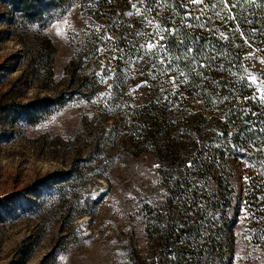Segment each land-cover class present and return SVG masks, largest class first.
I'll return each mask as SVG.
<instances>
[{"label": "rangeland", "instance_id": "rangeland-1", "mask_svg": "<svg viewBox=\"0 0 264 264\" xmlns=\"http://www.w3.org/2000/svg\"><path fill=\"white\" fill-rule=\"evenodd\" d=\"M101 1L64 0L42 20L45 11L26 19L0 0V264H158L151 231L171 217L177 234L192 232L188 246L197 254L205 237L227 232L228 264H264V215L232 213L216 181L188 168L201 151L212 163L220 150L236 148L224 117L205 111L179 80L153 102L158 40L101 34L105 20L126 18L131 31L138 23L156 31L199 5L177 0L180 17L164 11L175 0H106L110 8ZM245 61L261 99L264 45ZM158 110L165 124L152 139L145 128ZM249 146L253 159L236 164L264 165V141Z\"/></svg>", "mask_w": 264, "mask_h": 264}, {"label": "trees", "instance_id": "trees-1", "mask_svg": "<svg viewBox=\"0 0 264 264\" xmlns=\"http://www.w3.org/2000/svg\"><path fill=\"white\" fill-rule=\"evenodd\" d=\"M62 1L64 0H11V3L23 13L24 18L31 19L42 17V11L46 12V8ZM175 1L176 8L171 5L164 8V11L181 17L184 9L177 0ZM228 2L232 4L233 0ZM99 3L101 8H110L106 0ZM262 5L264 0H241L239 5L229 12L218 4L217 0H203L185 20H179L177 23L162 22L156 31L154 29L150 32V27L148 29L140 23L136 24V30L131 31L132 21L127 18L118 23L105 20L101 28L102 35L113 36L118 40L133 36L135 39L138 37L135 43L140 44L146 35H149L151 41L158 40L157 50L160 54L158 53L151 66V70L155 69L159 75L157 88L154 89L156 94H153L157 97H153V102L162 100V95L169 89L172 90V84L179 80L187 88L189 95L200 101L205 111L216 117H224V131L229 134L232 130L231 141L236 148L220 150L212 163L204 160V152L201 151L196 155L191 167L201 171L207 180L216 181L221 205L224 203L225 208L231 207L232 213L235 214L246 208L255 220H262L264 215V165L243 168L236 163L240 158L253 159L246 150L253 138L264 141V133L260 131L264 129V103L245 74L246 53L252 47L264 45ZM148 9L150 10L149 7ZM233 15L236 17L234 20L231 19ZM45 17L42 20L52 18L48 12ZM147 49L145 46L141 51L146 52ZM122 52L123 50H119L117 55L120 56ZM168 95H171L170 92ZM156 115L151 125L153 129L145 128L150 129L145 135L152 139L161 133L163 126L158 128V124L166 119L165 114H161L159 110ZM191 167L188 166L189 169ZM181 177H185V174ZM244 178L246 184L241 182ZM179 181L175 180V183L179 185ZM186 216L190 218L191 213L186 211L181 216L184 224L188 223ZM174 219L176 218H169V223L164 227L159 223V219L154 231H151L157 241L155 248L159 249L156 252L161 255L158 264L168 263L166 256L169 255H175L178 264H228L231 240L227 232L219 233L215 239L205 237L197 254L195 247L191 249V246H188L193 243L188 240L192 232L185 234L182 231L177 234ZM173 235L181 238L179 242L172 241ZM185 240L191 242L185 243Z\"/></svg>", "mask_w": 264, "mask_h": 264}, {"label": "snow or ice", "instance_id": "snow-or-ice-1", "mask_svg": "<svg viewBox=\"0 0 264 264\" xmlns=\"http://www.w3.org/2000/svg\"><path fill=\"white\" fill-rule=\"evenodd\" d=\"M139 3H143V0H138ZM190 4L192 6L200 5L203 3V0H189ZM241 0H233L232 4H229L228 0H217V3L220 4L222 7L226 8L229 12L232 11L233 7L238 6ZM246 2H255V0H246ZM264 6V5H262ZM135 7V5H133ZM128 15H132V13H128ZM191 15V13H189ZM198 19V18H197ZM231 19H236V17L233 15L231 16ZM99 51V49H97ZM107 70V69H106ZM103 79V78H102ZM261 99H264V96L261 97ZM262 133H264V129H260ZM191 163L189 164V167H191ZM158 167V166H157Z\"/></svg>", "mask_w": 264, "mask_h": 264}]
</instances>
